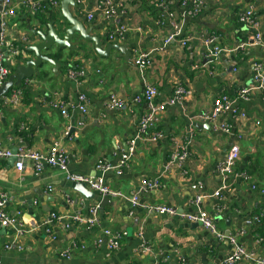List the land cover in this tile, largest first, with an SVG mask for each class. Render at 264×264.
I'll list each match as a JSON object with an SVG mask.
<instances>
[{
    "label": "crops",
    "instance_id": "1",
    "mask_svg": "<svg viewBox=\"0 0 264 264\" xmlns=\"http://www.w3.org/2000/svg\"><path fill=\"white\" fill-rule=\"evenodd\" d=\"M23 1L35 0H15L18 15L12 20L11 40L27 49L39 42L34 31L44 27L36 21V15L47 11L30 16L24 11ZM98 1L87 0L80 10L71 8V11L85 26L93 27V36H101L105 41L115 25L127 21L130 31L121 45H128L132 52L130 62L114 51L109 58L101 57L92 44L76 51L67 50L62 60H56L62 64L59 75L48 65L45 74L29 80L27 85L24 82L22 87H14L5 96L8 98L22 89L20 104L3 103L4 97L0 98V148L16 151L24 147L45 153L58 142L69 157L67 172L46 167L39 175L34 173L30 163L24 171H18L14 162L0 161V193L5 192L12 198L8 211H22L24 220L34 223H40L56 212L67 216L66 222L72 223L69 230L56 227V240L42 229L25 234L18 241L23 245L22 251L5 249L19 236L15 235L14 228L0 226V263L179 264L180 256L186 264H223L233 250L228 241H218L201 225L196 227L178 217L158 215L144 208L146 205H166L180 213L206 210L212 214L217 230L225 236L244 229L246 234L239 242L253 252V259L238 264H257V260L264 257V221L259 227L251 228L246 221L264 213V195L260 193L264 190V94L257 91L249 101L239 102L237 106L246 114L245 118L230 115L220 118V122L233 127L231 134L215 132L213 125L201 123L198 115L210 110L222 94L237 98L241 89L253 85L255 67L260 64L264 68V46L253 45V31L238 21V14L253 6L264 34V0H205V12L188 20L184 26L182 38L190 39L185 47L178 41L165 45L170 26L158 24L160 13L152 8L150 0H128V16L118 13L112 22L100 18L96 11ZM178 5L177 12L180 11ZM56 12L59 13L58 21L64 20L60 9ZM90 12L95 15L93 21H87ZM209 35H216L218 45L225 50L213 63L207 62L206 57L205 39ZM26 38L28 41L24 40ZM108 44L107 41L105 46ZM136 50L154 57L147 80L158 86L164 97H171L177 84L188 93L183 102L168 108L160 125V130L166 134L163 141L139 142L129 170L122 175L107 173L104 176L112 190L128 197L139 190L144 180H158L159 187L143 192L138 207L125 199L110 197L102 204L100 227L87 231L74 224L71 218L78 214L88 217L89 209L102 203L104 197L87 186L91 194L86 197L77 190L78 183L68 177L100 176L96 170L97 161L104 158L112 165L117 164L135 138L138 119L145 111L144 107L132 102V98L144 89L133 62ZM55 54L52 52L48 56L52 58ZM30 58L32 54L28 53L27 60ZM71 69L83 72L79 82L69 79ZM81 94H85L90 102L86 115L70 111L68 117H63L61 110L46 100L55 98L59 102H68ZM111 95L124 100L126 107L108 110L106 102ZM68 126L72 131L66 136ZM175 137H187L191 143L190 155L184 164V173L176 171L170 176L164 173V166L170 159L171 142ZM236 143L240 144L242 153L229 177L231 189L215 196L222 186L216 167ZM242 171L250 174L257 190L253 191L250 183L240 179ZM49 187L53 191H49ZM198 197L202 198L200 206L193 205ZM216 208L224 210L217 214ZM104 229L128 233L119 251L94 250L93 240ZM141 229L143 235L139 237ZM72 242L84 243L87 248L63 259L60 253ZM144 246L150 247V251L143 252Z\"/></svg>",
    "mask_w": 264,
    "mask_h": 264
},
{
    "label": "built area",
    "instance_id": "2",
    "mask_svg": "<svg viewBox=\"0 0 264 264\" xmlns=\"http://www.w3.org/2000/svg\"><path fill=\"white\" fill-rule=\"evenodd\" d=\"M60 1L61 0L23 1V8L28 15L33 16L39 12L45 13L48 10L58 11L60 9ZM86 1L87 0H79L80 4H85ZM149 2L152 7L156 8L160 13L157 21L158 24L162 26L168 24L170 26V33L165 40V45L178 41L182 46H187L190 39L182 38L184 34V26L188 20L195 19L205 12V0H150ZM177 3H179V12L175 9ZM0 6L2 7V11L0 12L1 86L9 80V77L12 75V70L18 65L26 62L28 52L25 46L23 47L11 40V32L13 28L12 20L18 15V6L15 4V0H0ZM96 11L104 21L112 22L117 18L118 13L128 16V0H99L96 5ZM86 17L87 21H93L95 15L93 12H90ZM238 21L241 25L253 31V45L259 47L264 46L262 23L253 6H249L240 12L238 14ZM136 30L141 31V28L136 27ZM129 31L130 25L127 21L115 25V27L107 34L106 42L123 44ZM24 40L28 41L27 38ZM205 45L207 62L213 63L214 61H217L221 54L225 52V50L218 45V37L216 35H209L205 39ZM245 46L246 44L242 45L241 48L244 49ZM134 54L133 62L139 70L144 89L141 94L132 98V102L134 105L145 108V111L138 119L137 134L135 138L130 141L126 153L121 156L117 164L112 165L104 158L97 161L96 170L100 172V176L89 177L71 175L68 177V180L78 184H84L92 192L99 193L104 198L114 197L125 199L129 201L133 207H138L140 206L141 194L159 187L158 180H144L139 190L134 193L133 196L128 197L119 191L112 190L107 185L104 176L107 173L122 175L125 170H129L130 163L133 161L137 152L139 142H144L145 144H148V142L158 143L166 138L165 132L160 130V125L167 115L168 108L183 102L184 99H186L185 97L187 96L188 91L180 84H177L173 90L172 96L164 97L160 92L159 87L149 83L147 80V71L153 66L154 57L141 50H136ZM98 73H100V71H98ZM82 76L83 72L78 69H71L68 73L69 79L74 82H79ZM28 83L29 80H26L25 85ZM257 91L264 94V68L260 64L255 67L253 85L241 89L235 99L223 94L218 96L214 101L213 107L210 110L200 113L198 115V120L201 123L212 124V128L215 132L231 134L233 127L227 122H220V118H228L229 115L232 117L245 118L246 114L241 111L237 105L239 102L249 101L250 97ZM22 97L23 90L18 89L15 93L10 95V97H4L3 103L20 104ZM46 100L54 107L59 108L63 117H68L70 111H77L82 115H86L90 103L85 94H81L76 100H70L68 102H59L56 101L55 98ZM106 107L111 111L122 110L126 107V103L124 100L111 95L106 102ZM79 124L82 125L81 122ZM257 124H260V122H257ZM71 131L72 127L68 126L65 135L69 136ZM171 144L173 146L172 153L170 159L165 163L164 173L170 176L174 175L176 171L183 174L184 164L190 155L189 146L191 143L187 141V137H175ZM241 153L240 144H233L223 161L217 165L216 171L222 179V186L215 193V196H219L221 192L231 189L232 184L229 181V177L240 161ZM13 158L16 159L15 167L18 171H24L26 164L30 163L36 175L43 173L46 167L58 168L64 172H67L69 168V157L67 152L61 148L58 142H55L51 149L45 153L26 149L24 147L18 148L15 152L12 151V149L0 148V161H8ZM239 176L244 182L250 183L253 191L257 190L256 183L252 181V177L247 171H242ZM49 191H53V188L49 187ZM260 193L264 195V190H261ZM201 200L202 198L198 197L192 202V204L200 206ZM11 202L12 198L7 193H0V226L5 229L14 228L15 235L19 236L14 239L11 244L5 246L6 250L16 248L18 251H22L23 245L18 243L19 239L25 234L35 232L39 229L44 230L52 240H56V227H61L64 230H69L72 227L71 222H66L67 216L59 215L56 212L51 213L40 223L25 221L22 211H16L15 213L8 211V206ZM101 208V203H98V205L89 209L88 217L78 214L72 218L70 216V218L74 224L85 227L87 231H93L100 227ZM144 208L158 215H166L171 218L178 217L190 224H201V226L218 241H228L233 250L226 257L223 264H238L253 259V252L239 242V238L244 236L246 231L241 229L235 234H230L228 237L225 236L217 230L212 214L206 210L199 209L196 213L191 214L180 213L176 208L166 205H146ZM223 210L224 209L222 208H216L215 213L221 214ZM263 221L264 213L250 217L246 221V225L249 228L259 227ZM142 235L143 230L141 229L138 232V236L140 237ZM127 237L128 233L126 231L104 229L99 236L94 238L93 248L97 251L105 250L108 253L117 252L120 250L123 240ZM86 248L87 246L84 243L79 244L72 242L67 249L60 253V256L63 259H69L75 251H84ZM149 251L150 247H143V252L146 253ZM178 262L179 264L187 263L186 260L180 256L178 257ZM257 264H264V257L259 258Z\"/></svg>",
    "mask_w": 264,
    "mask_h": 264
},
{
    "label": "water",
    "instance_id": "3",
    "mask_svg": "<svg viewBox=\"0 0 264 264\" xmlns=\"http://www.w3.org/2000/svg\"><path fill=\"white\" fill-rule=\"evenodd\" d=\"M71 8L80 10L81 4L79 0H61L60 12L64 20L51 21L42 29L34 31V37H38L39 42L26 49L28 53L32 54V58L24 64L18 65L9 80L0 86V98L10 94L14 87L20 86L26 80L45 74L48 70V65L53 66V72L59 75L62 64L48 56L52 52L60 53L63 57L67 50L76 51L77 48H87L88 45L92 44L94 51L101 57L109 58L111 52L114 51L121 53L125 61L130 62L132 52L128 45L109 43L105 46L106 41L101 36H93V27L85 26L83 22L73 15ZM1 11L2 7H0ZM10 161L15 163L16 159L13 158ZM76 187L86 197L90 196L91 192L84 184H76ZM108 200L110 199L104 198L101 205H104V202ZM200 225L194 224L196 227ZM229 235L230 233L226 236L228 237Z\"/></svg>",
    "mask_w": 264,
    "mask_h": 264
},
{
    "label": "trees",
    "instance_id": "4",
    "mask_svg": "<svg viewBox=\"0 0 264 264\" xmlns=\"http://www.w3.org/2000/svg\"><path fill=\"white\" fill-rule=\"evenodd\" d=\"M153 8V7H152ZM156 9V8H155ZM59 13L56 11L48 10L46 14H38L36 15V21H38L42 26H46L51 21H57ZM74 54V52H72ZM55 60H62V56L60 53H57L52 56ZM67 62V61H66Z\"/></svg>",
    "mask_w": 264,
    "mask_h": 264
},
{
    "label": "rangeland",
    "instance_id": "5",
    "mask_svg": "<svg viewBox=\"0 0 264 264\" xmlns=\"http://www.w3.org/2000/svg\"><path fill=\"white\" fill-rule=\"evenodd\" d=\"M68 51H70V50H68ZM71 52V51H70ZM69 53V52H68Z\"/></svg>",
    "mask_w": 264,
    "mask_h": 264
}]
</instances>
